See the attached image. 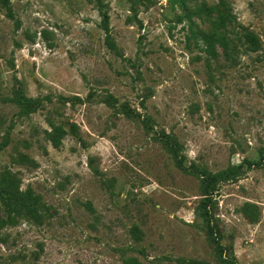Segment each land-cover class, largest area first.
Here are the masks:
<instances>
[{"label":"rangeland","instance_id":"374dc122","mask_svg":"<svg viewBox=\"0 0 264 264\" xmlns=\"http://www.w3.org/2000/svg\"><path fill=\"white\" fill-rule=\"evenodd\" d=\"M2 176L0 264H264V0H0Z\"/></svg>","mask_w":264,"mask_h":264},{"label":"trees","instance_id":"16d2710c","mask_svg":"<svg viewBox=\"0 0 264 264\" xmlns=\"http://www.w3.org/2000/svg\"><path fill=\"white\" fill-rule=\"evenodd\" d=\"M224 21V19H222ZM214 35H206L204 36L205 42L208 44L211 43L212 39L214 38ZM218 41L223 45L226 52H228V41L226 39V36L224 34L220 33L218 36ZM24 159H26V156H22ZM29 159V158H28ZM28 190L21 191L19 188V185L16 184V181L11 176H2L0 177V196L5 198V206L8 211L16 212L15 210L16 205H22L25 198L30 197ZM36 201V197L34 198ZM33 206V205H32ZM36 212V211H34ZM9 221L11 223H14V217H9ZM7 220L0 221V227L2 224L6 223ZM225 264H234L233 261L230 259L225 260Z\"/></svg>","mask_w":264,"mask_h":264}]
</instances>
